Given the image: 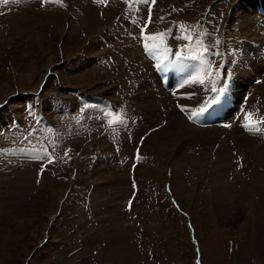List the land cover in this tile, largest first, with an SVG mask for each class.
Masks as SVG:
<instances>
[{"label":"rangeland","instance_id":"1","mask_svg":"<svg viewBox=\"0 0 264 264\" xmlns=\"http://www.w3.org/2000/svg\"><path fill=\"white\" fill-rule=\"evenodd\" d=\"M234 1L0 0V264H264V133L220 143L132 53L159 36L221 86L264 59V16Z\"/></svg>","mask_w":264,"mask_h":264},{"label":"bare ground","instance_id":"2","mask_svg":"<svg viewBox=\"0 0 264 264\" xmlns=\"http://www.w3.org/2000/svg\"><path fill=\"white\" fill-rule=\"evenodd\" d=\"M236 1L237 0H235L234 2H236ZM236 4H237V2L235 3V6H236ZM143 5L144 4L141 3L142 11L145 13V17H146L147 9H144ZM246 6H247V8H245ZM236 8H237V6H236ZM238 8H239L240 12L243 14V19L245 21H247V23L250 21V13H255L258 17L264 16V13H262V14L259 13V11L261 9H264V0H256V2H254V3H253V0H250V1L249 0H243L239 3ZM238 16H240V13H238ZM247 19H249V20H247ZM132 20L133 19H131L130 22H132ZM136 25L138 26V24H136ZM129 32H130V30H128L127 32H124V33H127L129 35ZM128 35L126 37H124V34H123V37L125 38L123 40V43L121 41V37H120V41L118 42V44L120 46H122V52H123V48L126 45H128V41L130 39V36H128ZM150 35H151L150 33L146 32V40H144L145 45H147L149 47L150 52H152L153 59H154V57L157 58V60H158L157 65L161 66L160 63H164L167 70H163V69H161V67H160V69H157L155 67V62L153 61V59H150L149 57H147L143 53L141 46L139 48H137L136 46L133 45L134 49L132 50V53L141 54L145 58V60H147L148 64H150V66L149 67L147 66L145 68V71H149V70L153 69L156 72V74H157L156 76L161 82L160 86L164 90L169 91L170 94L175 95L174 101L177 100L176 98H179L180 103H183L189 111H193V114H191V115H193L195 117H199V118L201 117L203 119V120H201V121H203V123H208V124H203V125H211L212 126V127L210 126V128L214 134L218 135V140L220 143L227 144V145H233V146L241 148V150L245 151L248 149L246 146L248 144H250L251 141L258 139L259 137L262 136V134L264 133V116H263V114H261L259 112L262 110V108H264V94H263L264 89L259 88V86H258L259 90L257 89L253 93V95L251 97H249V99L247 101H245L243 99L244 98L243 96L245 95L244 93H246L247 91L253 92L254 86H257L256 84L250 85L253 82H250V71H249L250 66L247 65L246 63L247 62L251 63V65L257 69L256 74H260L261 71L264 72V59L259 58V60L254 61L258 57L250 56V58L248 57V59L242 58L243 59L242 62H239V63L236 62L238 64V66L236 68L237 72L235 74L233 73L232 75L227 77L224 81V83L226 82V84H228L229 88H232L230 90V96L226 98L227 88L225 87V85H223L224 83L221 86L219 85V83H215V82H218L216 79L220 80V77H217V78H215V80H213L214 78L211 79L210 77H208L209 74H208L207 70H205V69L201 70V68H202L201 63H204L202 59L199 61L197 59H190L189 57H192V56L189 53H187V54L184 53V50L181 47H172L171 46V48H169V47H167L168 45H166V47L164 49L163 46L159 45L157 42L155 43V39H159V36L157 38H153L152 36L150 37ZM252 36H253V34H252ZM126 40H127V42H126ZM170 49H173L171 51V56L169 58L164 59V57H165L164 52H166V51L170 52ZM177 52L180 53V56L176 55ZM124 53H126V52H124ZM127 60L130 61L131 59H129V57H128ZM227 73L228 72H226V74ZM192 75H193V77L194 76L197 77V79L193 80V77L192 78L191 77L185 78V76H192ZM219 76L223 77L224 75H219ZM170 77H173V79H177L174 81V84H173V85L177 84L176 86H172L170 83H168V78H170ZM146 78H148V77H146ZM200 79L204 80L203 84H201L199 82ZM261 79L264 80V75ZM156 82L157 81L154 77L153 83H156ZM180 83H181V86H180ZM216 84H217V87L219 86L218 88L221 89V91L219 93L210 91V89L215 88ZM249 86H251V88H249ZM243 90H246V92L242 93ZM84 93H87V92H84ZM109 96H113V93H112V95H109ZM214 97L216 98V102L213 104V103H211V101ZM114 99L115 98L113 97V100ZM121 101H122V103H124L127 100L124 101L123 98H121ZM174 101H173L172 96H171L170 100L167 102H165V101L161 102L157 99L156 104L158 105L160 102L163 104V107L160 108V109H163V112H164V113H162L163 116H165L166 114H169V109H171V107H173L172 109H174L176 107L178 109V112L174 113L176 110V108H175L173 115H175L177 117L178 122L180 124L183 117L187 118V116L179 109L177 104H173ZM118 103H120V101H118ZM127 104H129V106H132L130 101H127ZM218 106H221L222 108L220 109V111H215L213 115H219L220 119L213 121V122H209V119L211 118V112ZM234 106H237V107H234ZM201 109H203L202 113H201ZM153 110H154V108H153ZM254 111H255V117H252V115L254 114ZM21 112H23V111H21ZM41 113H43V112L41 111ZM182 114H184V116ZM6 117H7V115H6ZM171 117H173V116H171ZM143 118H144V116H143ZM2 121H5V120H2ZM217 121H222L223 123H226L228 125L225 126V125L216 124L215 122H217ZM166 122H167V120H166ZM196 125H198V124H196ZM201 128H203V127H201ZM237 128L240 129V131H241L240 134H237L238 133ZM63 129H64V126H63ZM193 130H194V126H193ZM196 132H197V130L194 131V133H196ZM215 139H216V137H215ZM208 141H210V140H208ZM247 153H249V152H247ZM247 195H250V191L248 192ZM230 199H233V197L230 196ZM219 200L225 201L223 196H220ZM119 263H121V262L119 261Z\"/></svg>","mask_w":264,"mask_h":264},{"label":"snow or ice","instance_id":"3","mask_svg":"<svg viewBox=\"0 0 264 264\" xmlns=\"http://www.w3.org/2000/svg\"><path fill=\"white\" fill-rule=\"evenodd\" d=\"M145 48L147 49V45H145ZM208 51H210V49H205V53H204V56H206L207 55V53H208ZM176 55L177 56H180V53L179 52H177L176 53ZM190 59H197L198 61L199 60H201V56H195V57H189ZM207 68H208V70H210V68H211V64L209 63V65L207 66ZM201 70H204V66L202 65V68H201ZM197 79V77H193V80H196ZM199 82L201 83V84H203L204 83V80L203 79H200L199 80ZM210 91H213V92H217V93H219L220 91H221V89H216V88H212V89H210ZM216 102V98L214 97L213 99H212V101H211V103H215ZM202 111H203V109H201V113H202ZM190 119H191V117H190ZM123 121H120V123H122ZM258 130V129H257Z\"/></svg>","mask_w":264,"mask_h":264}]
</instances>
